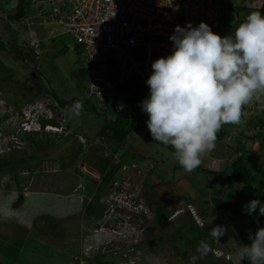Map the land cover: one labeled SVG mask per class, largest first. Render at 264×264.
I'll list each match as a JSON object with an SVG mask.
<instances>
[{"label":"rangeland","instance_id":"1","mask_svg":"<svg viewBox=\"0 0 264 264\" xmlns=\"http://www.w3.org/2000/svg\"><path fill=\"white\" fill-rule=\"evenodd\" d=\"M11 1L8 2L11 8L8 5L5 15L14 17L18 9V6L14 7L17 0ZM238 1L249 2V0ZM29 3L30 13L27 15L34 18L35 5L31 1ZM249 3L250 7L247 3H243L240 6L244 7L243 9L240 7L236 9L238 16L234 21L224 18V22H219L217 34L226 36L234 33L241 19H245L252 11L260 10L261 6L264 7V0H250ZM231 5L233 7V4ZM221 11L220 9V18L223 19L224 14L222 15ZM47 12L50 13V8H47ZM42 19L46 22L33 23L30 26L21 25L19 19H13V24L10 20L0 22V159L17 165L14 169L6 165L7 167L0 172L2 199L0 202L4 205L0 207V220L6 219L8 223L12 222L16 227L12 234L17 238H20L18 234L27 235L30 248L35 244L34 248L37 252L47 251V246L42 244L43 240L54 239L57 248L66 253L61 256L53 248L54 251L51 253L59 258L60 263L59 260L55 262L51 259L50 252L40 255L35 253L34 260L29 264H62L61 262L68 264L69 255L72 256L77 249L78 234L82 224L89 225L91 222L86 214H82L89 198L95 192L89 187L93 184V179L100 181L103 176L93 164L99 158L95 149L101 147L104 156H108L111 154L112 146L105 144L96 136L101 121L99 115L103 114L102 109L98 108L99 113L82 110L81 115L76 117L71 112L63 110L56 101L52 93L54 90L67 99H89L84 91L88 75H82L81 78L78 75L79 70L87 69L88 64L80 53V45L76 44L73 35L63 23L56 22V19L54 20L50 15ZM31 21L34 22V19ZM30 29L33 33L34 30L39 32L43 38L47 37L42 41L44 53L37 58V61L24 60L23 56L17 54L12 47L17 41L23 54L30 52L23 47L25 41H29L32 37ZM1 44L4 47H1ZM66 47L67 51H64ZM80 84H83L82 88ZM132 85L133 83L131 87ZM137 88L140 92L145 91L140 96L141 101L149 96L147 85L138 82ZM118 94L123 100L129 101L122 92ZM42 102L46 104L48 102L47 107L56 105L52 113L54 119L59 124L66 125L70 132L54 134L45 131L36 132L32 129L30 133L19 129L26 117L25 111L28 107L42 105ZM91 103H95L94 97L87 102L88 107ZM130 105L131 108H136L132 102ZM262 108H264V100L247 105L245 110L249 113L244 118L246 126L243 132L239 131L238 137L230 140L232 142L228 141L205 154L202 166L215 171L222 170L231 159L240 154L241 150L249 156L248 163L254 168H264V144H260L264 143V134H261V138L256 136L264 133V128L257 125L258 110ZM43 109L39 106L38 112L40 110L44 113ZM42 119L44 117L40 121ZM142 119L146 129L148 115L145 113ZM224 126L228 127V125ZM145 133L139 135L133 131L128 143L133 145L134 150L143 152L142 154H153L156 160L148 162L129 155L131 158L124 160L126 168L124 169L125 164L120 162L121 166L115 176L123 177L127 174L134 182L132 190L139 194L138 199L144 201V204H150L148 198H151L156 205L166 203L168 208L172 205L178 207L182 201L193 202L208 230L217 225L226 227L225 234L219 241L215 240L214 244L206 237L201 239L209 244L210 251L203 258L198 259L197 264H206L208 258L214 264H249L246 259L242 260L238 251L242 245L251 243L249 233L254 234L258 228L264 227V220L259 216L255 217L254 214H246L245 211L239 212L237 209L233 216H220L216 212L213 198L216 196L226 198L228 187L203 170L196 169L191 173L186 172L182 167H177L175 170L172 165H178V162L174 159V151L151 140V135L145 136ZM243 134L245 137L241 139L244 141H239L240 135ZM79 135H83L86 142H80ZM16 139H19V142ZM237 142L240 144L237 145ZM80 144L82 145L80 158L72 162V158L80 151ZM125 151L126 149L122 148L114 153L112 160L118 163V157L121 158ZM24 158L29 160L23 164L20 160ZM152 162L155 164L152 165ZM219 189L223 190L217 192ZM105 190L106 187L100 201ZM6 206L9 210L5 209ZM150 207L154 210L152 205ZM189 216L186 214L183 217L187 219ZM136 218V222H140L141 227L139 233L141 256L145 264H191V258L199 256L197 248L200 241L186 247L179 239H173L177 231L175 225L145 215ZM17 222L28 224L29 231H22L24 229ZM215 248L222 250L218 252L219 255L215 254ZM183 249L186 255L183 254ZM24 256L25 254L22 257ZM71 261L74 263L72 258Z\"/></svg>","mask_w":264,"mask_h":264},{"label":"built area","instance_id":"2","mask_svg":"<svg viewBox=\"0 0 264 264\" xmlns=\"http://www.w3.org/2000/svg\"><path fill=\"white\" fill-rule=\"evenodd\" d=\"M29 1L34 3L36 14L34 18H20L21 25L30 26L36 18L40 23L46 22L42 17L50 15L66 26L76 44L80 45V53L88 64L85 94L88 98L94 97L95 104L102 110L113 106L119 111H132L130 102L116 95V88L132 80L147 85L146 81L152 74V63L173 51V42L169 38L176 25L186 27L191 22L195 27L203 21L217 33L221 22L220 10L214 0ZM47 8H50V13ZM43 40L32 37L29 41H23L36 56H41L44 53ZM42 103L28 107L19 129L54 134L70 132L66 125L59 123L43 126L40 119L54 118L52 113L56 105L47 107L48 102ZM38 105L44 108V113L38 112ZM79 138L80 142H86L83 135H79ZM16 141L19 142V139ZM117 160L125 164V169L122 156ZM118 163L112 160V164ZM133 184L125 174L123 177L115 176L107 185L100 201L103 212L98 217H90L89 225L82 224L77 249L71 256L74 263L145 264L141 256L140 222H136V217L140 215L180 226L184 223L183 216L187 214L199 226L206 225L193 202L182 201L160 218L149 203L150 206L138 199L139 194L132 190ZM85 208L82 214H86ZM219 251L222 250H214L216 255H219Z\"/></svg>","mask_w":264,"mask_h":264},{"label":"clouds","instance_id":"3","mask_svg":"<svg viewBox=\"0 0 264 264\" xmlns=\"http://www.w3.org/2000/svg\"><path fill=\"white\" fill-rule=\"evenodd\" d=\"M173 51L156 59L146 81L149 96L141 101L148 115L147 128L154 141L174 149V159L186 171L193 172L203 156L214 151L218 133L224 125H238L242 108L264 100V14L250 12L234 30L221 36L206 22L186 27L176 25L169 38ZM83 101L65 109L79 117ZM31 133V132H30ZM264 216V202L253 199L244 205L246 214ZM257 218V223H258ZM227 231L223 225L208 234L214 240ZM250 244L242 245L238 255L249 264H264V227L249 233ZM199 256L210 246L200 241Z\"/></svg>","mask_w":264,"mask_h":264},{"label":"trees","instance_id":"4","mask_svg":"<svg viewBox=\"0 0 264 264\" xmlns=\"http://www.w3.org/2000/svg\"><path fill=\"white\" fill-rule=\"evenodd\" d=\"M19 4H20L19 9L17 10L16 14L13 17L15 19H20L30 13V11L28 10L30 6L29 0H20ZM258 11H261L262 14H264V10L260 9ZM243 21L244 19H241L239 23ZM39 39H42V37H39ZM1 47H4V45L1 44ZM12 47L14 48L13 50H15L17 54L23 56L24 60L37 61V58L39 57L36 56V54H34L31 50H30L31 53L28 52L26 54L25 53L23 54L21 46L17 45V41H15L12 44ZM64 51H67V47L64 49ZM85 74L88 75V69H83V70L81 69L78 72L79 78H81V76ZM131 83H133L132 88H134L135 86V96H132L129 93L131 92L130 90L119 89L124 84L126 85ZM137 84H138L137 81H133V82L129 81L119 85L116 88L117 90L116 93L118 94L119 92H122L124 95H126L129 98V102H132L136 108H132V111L129 110L119 111L112 106L108 109H103V114L99 115L101 117V121L98 125L99 131L97 132L96 136L105 144H110L112 147H111V154L108 156H104V152L101 147L98 146L95 149V153L97 156H99V158L96 159L93 162V164L94 167H97V169L100 171L103 177L101 183L97 179H93L94 186L92 184L89 187L95 191L92 200L88 203V205L85 208L86 215L89 218L98 217L103 212V208L100 204V198L102 192L104 191L105 187H107V185L110 183V181H112V179L115 177L118 168L121 165V163L112 164V156L114 155V153L118 152L119 149L124 148L126 149V151L122 155V161L128 159L129 155L130 156L133 155L132 156L133 158L134 157L141 158L143 160H147L149 157H152L153 160H156L154 159L153 154L150 153L148 155H145V153L142 154L143 152L134 150L133 145L128 143L130 139V135L131 133H133V131H136L137 133L145 132L144 122L142 119L145 113L141 110L140 107V103H141L140 96L145 91L140 92L137 88ZM80 85H81L80 88H82L83 84ZM52 93L56 101L59 103V105L63 110H65L66 108L73 105L76 101L79 100V101H83V111L94 112V113L100 112L98 106L95 103L93 104L91 103L90 107H88L87 102H90V98L85 100L67 99L63 96H60L55 90L52 91ZM244 110L245 107L242 108V114ZM258 115H259V120L257 122L258 123L257 125L260 128H264V109H261ZM48 123L56 124L58 122L54 118L42 119L43 126ZM74 133H76V131ZM261 134L263 135L264 133H259L256 136L261 138L262 137ZM224 135H225V131L221 129L218 133V140L222 139ZM260 144L263 145L264 143H260ZM166 148L174 151V149H172L171 146H168ZM80 152H82L81 144H80V151L72 158V162L79 160ZM248 158L249 156L245 152H241L235 158L231 159V162H228L227 165L224 166L222 170L219 171L211 170L207 166L206 167L202 166V164L197 168L199 170H203L208 175L215 176L217 180H219V182H221L223 185H226L228 187L229 191L226 195V198H222L219 196L213 198V201L216 205V212L220 216H225V215L233 216V213L235 212L236 209L239 212L244 213V205L253 199H259L261 202H264V168H259V169L254 168L250 163H248ZM28 160L29 159L24 158L21 159L20 162L24 164L27 163ZM6 165L7 166L9 165L12 169L17 167L16 164H11L10 161L8 160L0 159V172L7 167ZM175 166L176 168L180 167L179 164ZM221 190L223 189H219L217 192H221ZM148 201L150 202L152 207L155 210H157V212L160 215V218L169 214L171 212V209L175 207L172 205L170 208H168L167 204L164 203L163 205L162 202H161L162 204L156 205L151 198H148ZM254 215L255 217L259 216L258 209H257V213H255ZM259 217L264 220V216H259ZM175 228L177 229L176 235L173 236L175 238L173 237L172 238L174 240L179 239L180 242H183L186 247L187 245H192L195 244L196 242L201 241V239L204 237L208 238L212 244L215 243V240L208 234L210 229L208 230L206 226L204 227L199 226L194 220V218H192V216L187 217V219L184 218V223L180 226H175ZM183 254L184 255L187 254L186 251H184V249H183ZM209 259L210 258L206 260V264H214L211 261V259L210 260ZM0 264H4V263L0 261Z\"/></svg>","mask_w":264,"mask_h":264},{"label":"crops","instance_id":"5","mask_svg":"<svg viewBox=\"0 0 264 264\" xmlns=\"http://www.w3.org/2000/svg\"><path fill=\"white\" fill-rule=\"evenodd\" d=\"M10 1L11 0H9V1L8 0H0V3H1L0 4V22L6 21V20L7 21L10 20V22H11V20L15 19V18H13L12 15H9V16L5 15V14H7L5 12H6V10H8V5H9L8 2H10ZM214 1L218 7L220 6L219 10L220 9L222 10L221 14L222 15L224 14L223 19H221L222 22H224L225 19L230 20V21H234L238 16L236 9H238V7H240L241 4L247 3V6L250 7V3H249L250 0H249V2L248 1L242 2V1H238V0H221L220 2L218 0H214ZM19 3H20V0H17V3L14 4V7L18 6V9H19V5H20ZM231 4H233L234 8L231 7L232 6ZM11 5H12V1H11ZM226 5H227V7H226ZM9 8H11L10 5H9ZM240 8H244V7H240ZM260 9L264 10V7L261 6ZM26 16H28V15H26ZM35 23L41 24L40 22L37 21V19L35 20L34 24ZM30 31H31L32 37H36V38L42 37V35L39 32H37L36 30H34L35 33H33L31 29H30ZM46 38L47 37H44V38L42 37V39H46ZM131 82H133V81H131ZM119 89L130 90L131 92H129V93L132 96H135V88H132L131 84H126V85L124 84ZM116 95H119V94L116 93ZM245 109H246V106H245ZM262 109H264V108H262ZM260 110H258V113ZM248 113H249V111L244 110V112L242 114L241 122L238 125L228 124V127H226V126L222 127V129L225 131V135L223 136L222 139L217 140L216 147H220L221 145L228 143V141H229V143L232 142L230 140L234 139V137L236 138V136L238 137L239 131L243 132V129L246 126V124L244 123L245 122L244 118H246V115ZM145 131L150 132L148 130V128H146ZM138 134L140 135L143 133H138ZM244 134H245V131H244ZM244 134L240 135L239 141L245 137ZM242 141H244V140H242ZM236 144L239 145L240 143L238 144V142H237ZM240 148H242V146ZM216 153H217V151H216ZM240 153H241V151H240ZM147 161L148 162L153 161L152 157H149L147 159ZM154 164H155V162H152V165H154ZM172 166L174 167L175 170H177L175 165H172ZM0 200H2L1 197H0ZM2 206H4V205L2 204V202H0V207H2ZM5 209L7 210L8 206H6ZM48 212H50V211H48ZM9 219H11V218H9ZM15 220L19 221L17 219H15ZM8 221H10V220H8ZM18 224H20V227L22 229H24V230H22L19 227L22 231H29L28 224H26L25 222L18 223ZM14 228H16V227L14 225H12V222L8 223L6 219L0 220V261L3 262L4 264H29L31 261L34 260V258H35L34 256H36L35 253H38V255H40V253L49 254V252L51 253L52 251H54L53 248H55V252L60 253L61 256L66 255L65 252H61V250H59L57 248V246H56L57 243L54 242V239H51V240L45 239L42 241L43 243L39 241V243H42L44 246H47V248H46L47 251L41 250V251L37 252L36 249L34 248L35 244H34V246H32V248H30V243L28 241L29 237L27 235L18 234L20 238H17L16 236H14V234H12ZM16 235H17V233H16ZM61 253H63V254H61ZM23 254H25L24 257H22ZM71 258H72L71 255H69L68 260H70V261H68V264H76V263H72ZM51 259L54 260L55 262L59 260V258L53 256L52 253H51ZM59 263H60V260H59ZM61 263L63 264V262H61Z\"/></svg>","mask_w":264,"mask_h":264},{"label":"flooded vegetation","instance_id":"6","mask_svg":"<svg viewBox=\"0 0 264 264\" xmlns=\"http://www.w3.org/2000/svg\"><path fill=\"white\" fill-rule=\"evenodd\" d=\"M17 45H19V44H17ZM19 46H20V45H19ZM23 47H24V48H27L24 44H23ZM27 49H28V48H27ZM28 50H29V49H28ZM145 132H146V131H145ZM145 132H144V133H145ZM149 134H150V133H145L144 135L146 136V135H149ZM149 136H150V135H149ZM151 137H152V136H151ZM151 140H154V139L152 138Z\"/></svg>","mask_w":264,"mask_h":264}]
</instances>
